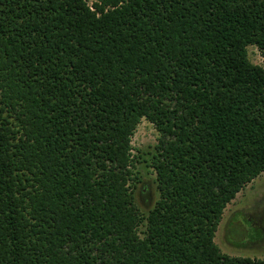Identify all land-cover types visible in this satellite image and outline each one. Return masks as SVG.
<instances>
[{
    "label": "trees",
    "instance_id": "16d2710c",
    "mask_svg": "<svg viewBox=\"0 0 264 264\" xmlns=\"http://www.w3.org/2000/svg\"><path fill=\"white\" fill-rule=\"evenodd\" d=\"M250 45L264 55V0H0V264H264L215 241L264 171Z\"/></svg>",
    "mask_w": 264,
    "mask_h": 264
},
{
    "label": "rangeland",
    "instance_id": "374dc122",
    "mask_svg": "<svg viewBox=\"0 0 264 264\" xmlns=\"http://www.w3.org/2000/svg\"><path fill=\"white\" fill-rule=\"evenodd\" d=\"M90 6L100 0H87ZM250 60L264 65V55L255 46L248 47ZM160 133L156 126L143 118L132 137V153L136 178L133 193L136 204L146 213L158 199L156 171L151 166ZM141 226V231L145 230ZM215 241L221 251L231 256L264 259V171L248 183L226 207L216 232Z\"/></svg>",
    "mask_w": 264,
    "mask_h": 264
}]
</instances>
